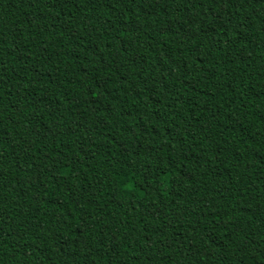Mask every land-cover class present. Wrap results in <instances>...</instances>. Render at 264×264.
<instances>
[{
    "label": "trees",
    "instance_id": "obj_1",
    "mask_svg": "<svg viewBox=\"0 0 264 264\" xmlns=\"http://www.w3.org/2000/svg\"><path fill=\"white\" fill-rule=\"evenodd\" d=\"M0 264H264V0H0Z\"/></svg>",
    "mask_w": 264,
    "mask_h": 264
}]
</instances>
